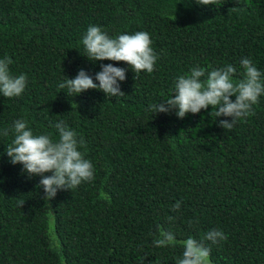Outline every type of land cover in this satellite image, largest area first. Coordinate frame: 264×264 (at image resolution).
<instances>
[{"label":"trees","instance_id":"16d2710c","mask_svg":"<svg viewBox=\"0 0 264 264\" xmlns=\"http://www.w3.org/2000/svg\"><path fill=\"white\" fill-rule=\"evenodd\" d=\"M201 2L0 0V59L27 76L20 96L0 94V264H177L189 237L210 247L211 264H264V95L230 131L218 125L231 118L210 116L211 107L183 119L150 111L193 68H204L205 80L231 65L242 79L240 61L249 58L264 80V0ZM89 26L112 38L147 32L154 71L90 61ZM108 64L127 69L122 97L59 86L81 69L98 84ZM16 120L54 141L64 121L83 139L78 150L94 179L45 201L41 177L6 154ZM213 229L227 240H204ZM160 230L176 243L155 246Z\"/></svg>","mask_w":264,"mask_h":264},{"label":"clouds","instance_id":"9594fccd","mask_svg":"<svg viewBox=\"0 0 264 264\" xmlns=\"http://www.w3.org/2000/svg\"><path fill=\"white\" fill-rule=\"evenodd\" d=\"M201 4L207 5V0ZM175 19V17H174ZM82 44L90 61L125 62L131 70L139 73L154 71L157 56L151 47L152 40L147 32L121 34L110 37L99 26H89L82 39ZM8 57L0 59V94L5 98L20 96L27 85V76L11 74ZM244 69L242 79H234L236 69L229 65L213 69L205 76L204 68H193L188 75L180 76L175 82L174 94L167 100L150 106L153 115L168 113L175 110L176 116L183 119L186 114H197L202 109L212 108L210 113L217 117H229L230 120L219 121V127L230 131L238 120L254 115L253 105L264 95V80L262 73L249 58H242ZM127 69L114 67L112 64L101 65V71L93 78L84 70H80L72 78H66L60 88H67L76 95L89 90H99L111 97L124 96L120 90V82L126 79ZM75 96V95H74ZM235 97L233 101L231 97ZM76 109L78 106L72 104ZM213 109L215 111L213 112ZM55 128L59 139L53 140L48 134L34 135L24 120H16L13 125L14 139L6 150L12 164H20L23 170L31 176H40L37 187L44 191L43 199H53L59 190H70L82 182L94 179V167L84 154L78 150L84 146L83 139L77 138V133L71 130L64 121H59ZM8 129L3 134L8 135ZM51 173V175H45ZM24 202L21 203V206ZM181 202L173 205V210L180 209ZM172 218L169 217V220ZM204 240L212 244L227 240V235L221 230L213 229L206 233ZM176 243L171 231L160 230L155 246L165 247ZM184 251L177 264H211L210 247L203 240L189 237L183 241Z\"/></svg>","mask_w":264,"mask_h":264}]
</instances>
